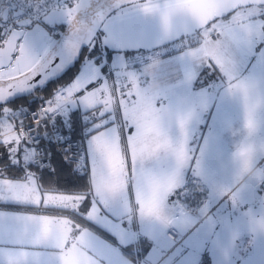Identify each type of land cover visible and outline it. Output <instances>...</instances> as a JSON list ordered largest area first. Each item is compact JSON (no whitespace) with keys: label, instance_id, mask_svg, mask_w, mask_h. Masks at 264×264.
Instances as JSON below:
<instances>
[{"label":"snow or ice","instance_id":"snow-or-ice-1","mask_svg":"<svg viewBox=\"0 0 264 264\" xmlns=\"http://www.w3.org/2000/svg\"><path fill=\"white\" fill-rule=\"evenodd\" d=\"M130 2L135 12L116 11L111 0H38L25 22L0 25V145L23 169L12 177L0 168V264H202L205 253L212 264H226L215 259L218 253L239 255L233 241L240 228L232 216L243 201L262 195L264 139L258 150L254 145L257 112L264 107L251 101L243 83H232L229 48L235 44L244 56L247 48L264 44V12L254 18L260 37L251 41L224 27L234 10L213 15L205 27L220 26L210 33L215 43L189 78L161 55L158 61L149 56L142 72L133 70L127 53L153 51L171 6ZM53 8L61 17L44 19ZM60 24L65 32L55 31ZM85 48L100 51L102 59L97 62L94 52L91 60L85 57L87 68L59 86L33 121L39 127L46 118L67 120L76 109L86 122L95 121L73 171H86L96 192L78 194L46 188L32 170L41 154L18 115L22 110L8 102L63 72ZM259 57L264 68V49ZM204 68L220 79L197 87ZM231 98L240 100L246 136L232 154L241 167L229 179L221 137L236 119ZM189 171L202 183L190 187ZM179 175L184 183L177 185ZM246 243L247 255L235 264H264V234Z\"/></svg>","mask_w":264,"mask_h":264},{"label":"rangeland","instance_id":"rangeland-1","mask_svg":"<svg viewBox=\"0 0 264 264\" xmlns=\"http://www.w3.org/2000/svg\"><path fill=\"white\" fill-rule=\"evenodd\" d=\"M191 1L196 0H155V2L160 3L161 6H173ZM250 3L260 4L262 1L230 0V7L232 10H234V12L230 17H226L224 22V27L235 30L245 41L259 39V23L258 20L254 18H258L259 14L264 12V5L248 6ZM140 4L149 5V1ZM122 9L135 12L133 5ZM58 13L61 17V13ZM219 27L220 26L217 25V29ZM217 29H209L205 27L200 32L190 37L181 39V41L172 42L171 44L161 48H154L153 51L149 52V55H153L154 57H152V59L156 61L160 59V55L164 61H168L169 57H171L177 71L180 70L182 75H185L189 78H194L199 72V66L201 63L207 62L208 56L206 53L209 52L211 46L215 43V37L210 33L216 31ZM205 37H207V39L204 41L203 39H205ZM193 40H197L198 43H193ZM182 41L186 43L189 42L191 45L189 46L188 44H184L180 46L179 42ZM261 49H264V44H261L259 48L255 49L247 48V54L241 56L237 50V46L235 44H230L229 54L232 57L234 63V68L232 70V83H243L248 91L251 101L264 107V68H261L258 63ZM162 53L165 54V56H163ZM127 55L129 56V64L136 63L140 57L143 55H148V51L141 50L139 53H127ZM85 57H87L88 60L92 59L88 53H85L82 56L80 63L77 65V73H80L82 67L87 68ZM179 57L183 58L179 59ZM151 62L152 61L150 60L148 61L149 64ZM146 65L140 63L136 65V67H133V70L142 72ZM253 65H257V67L254 68ZM171 79L175 81L176 75L173 74ZM218 79H220L218 72L209 73L208 69L204 68L200 71L196 86L203 87L205 84L217 81ZM227 83L228 82L225 81V86H227ZM187 96L189 99H195V97L190 93L187 94ZM230 103L235 113L236 119L231 128L227 129L228 132L224 133L230 146L228 149H226L227 152L226 154L224 153V158L221 161V164L225 169V174H229L234 177L241 167V161L232 154L235 151L236 144H238L246 136V131L243 128L242 107L240 100L238 98H231ZM10 108L13 109V107ZM257 120L258 126L257 132L255 134L257 144L254 145V149L256 150L259 148V140L264 139V108L258 109ZM147 147L149 150L155 147V144L151 139L148 142ZM181 176L182 175L177 176L176 180ZM247 200L249 204H246L245 200L233 212V222L238 224L240 228V230L234 234L236 239L233 241V243L237 246L235 251H237L239 255L236 256L229 252L227 260L224 261L226 264H235V262L240 257H245L247 255L244 249L249 247V244L246 243L248 238H255L264 234V195L256 200H254V198H249ZM251 214L254 216V222L249 218ZM223 252L224 251H221L217 254L215 259L218 262L222 260L221 256L223 255Z\"/></svg>","mask_w":264,"mask_h":264},{"label":"trees","instance_id":"trees-1","mask_svg":"<svg viewBox=\"0 0 264 264\" xmlns=\"http://www.w3.org/2000/svg\"><path fill=\"white\" fill-rule=\"evenodd\" d=\"M100 47L101 46L98 43L97 49H99ZM93 52L95 53L97 62H99L102 59L101 52L97 51L96 49H94ZM93 52L85 50L83 55L85 53H88L92 58ZM77 67L74 70L70 71L60 81L50 84L44 90L37 91L32 96V99H34V101L31 102V99H22L13 103L12 105L15 104L13 109H16L21 105H29L31 108H38L42 105H46L45 102L51 98L53 92L59 86L70 83L71 80L76 76ZM85 116L86 114L84 112L76 109L67 120H65L63 117L58 118L55 122V127L62 132L71 134L74 140L80 142L84 146L87 136L91 134L89 129L91 128L92 123L95 122L94 120H89L86 122ZM52 152V163L49 168L38 169L33 165L30 166L34 172L39 173L40 179L45 187L50 189L56 188L61 191L78 194L93 193L92 179L87 177V172H85V174L83 175L76 173L75 171H73V164L65 162L66 159L63 154L56 153L54 149H52ZM0 168H3L7 172V174L12 177H17L23 174V169L21 167L10 163V161L8 160V150L3 145H0ZM26 210L36 211L33 208H28ZM202 264H211V259L209 258L208 254L204 255Z\"/></svg>","mask_w":264,"mask_h":264},{"label":"water","instance_id":"water-1","mask_svg":"<svg viewBox=\"0 0 264 264\" xmlns=\"http://www.w3.org/2000/svg\"><path fill=\"white\" fill-rule=\"evenodd\" d=\"M149 0H139V3L148 2ZM259 1L264 3V0H252ZM112 5L116 6V11L121 10L122 8L133 5L130 0L126 2V0H111ZM256 4V3H255ZM230 0H196L183 4L173 5L168 9L169 12V23L166 29H162L160 36L153 41V49L156 48L157 44L167 45L172 43L182 37L190 36L195 34L197 31L205 28V25L212 18L213 15H216L221 10H229ZM232 10V9H231ZM24 15L22 10H17L13 13L14 18H19ZM60 14L58 11H51L48 16L44 17L46 20H57L59 19ZM9 11L5 10L3 13V21H8ZM28 20V18L18 20L16 23H22ZM15 23V24H16ZM58 26V25H57ZM67 30V26L63 24V29L60 32H65ZM87 50L82 49V55L77 58V60L68 66L63 72L50 77L46 80L42 85H38L31 92L24 93L22 95H17L11 98L8 102V106L13 103L22 100V99H31L30 101H34L32 96L39 90H44L50 84L55 83L63 79L70 71L74 70L77 65L80 63L84 51ZM143 50V49H142ZM146 51V50H145ZM39 79V77H37ZM229 251H224L223 255L220 257L222 260H227ZM224 257V259H223ZM212 264V260H211Z\"/></svg>","mask_w":264,"mask_h":264},{"label":"built area","instance_id":"built-area-1","mask_svg":"<svg viewBox=\"0 0 264 264\" xmlns=\"http://www.w3.org/2000/svg\"><path fill=\"white\" fill-rule=\"evenodd\" d=\"M38 4V0H0V25L4 27H9L14 25L18 20L30 18L34 15V9ZM5 10L9 11L8 21H3V13ZM17 10H22L24 15L19 18H14L13 13ZM52 10H56L53 8ZM51 10V11H52ZM50 11V12H51ZM2 31V29H0ZM56 32H60L55 29ZM156 53V52H155ZM154 57L153 55H143L136 63H130L131 66L136 67L138 64L146 65L148 64V57ZM46 107L47 105H42ZM31 108L29 105H21L16 109H21L22 112L18 113L23 119V125L26 131L31 132L32 140L34 146L37 147L41 154L42 163L38 167L33 165L38 169H46L51 166L53 152L63 154L65 159L68 158V162L74 164V160L77 154L84 147L80 142L73 139L72 135L69 133L62 132L55 127V122L61 116H56L54 118H46L41 121L39 127L34 125L33 121L36 118L35 114L39 112L40 108ZM54 120V123L52 122ZM30 147L33 145H29ZM261 167H264V159L259 163ZM86 172V171H85ZM85 172L83 174H85ZM81 175V173L76 172ZM264 187V186H263Z\"/></svg>","mask_w":264,"mask_h":264},{"label":"crops","instance_id":"crops-1","mask_svg":"<svg viewBox=\"0 0 264 264\" xmlns=\"http://www.w3.org/2000/svg\"><path fill=\"white\" fill-rule=\"evenodd\" d=\"M207 39V37H205V39H203L204 41ZM193 43H198V41L197 40H193L192 41ZM163 54V53H162ZM163 56H165V54H163ZM109 63H111V61L109 62ZM105 72H106V74L109 76V77H111V70L110 69H108V67H106L105 68V70H104ZM79 73V72H78ZM77 73V74H78ZM76 74V75H77ZM75 78V77H74ZM225 132H228L227 130L226 131H224L223 132V134H222V137H221V146H222V151H223V153H225L226 154V152H227V150L226 149H228L229 148V142L227 141V137H226V135L224 134ZM150 139L151 138H149V140L146 142V146H147V144H148V142L150 141ZM162 154V153H161ZM197 155H198V153H197ZM225 156H227V155H225ZM262 161V159H260L259 160V163ZM193 164H194V161H193ZM194 173L193 172H191V171H189L188 172V177H189V179L192 181V185H190V187H192V186H195V185H199L200 183H202V177L200 178V179H193V177H194ZM226 176L230 179L232 176L231 175H229V174H226ZM177 185H180V184H183L184 183V179H183V176H181L180 178H178L177 180H176V182H175ZM92 185H93V193H95L96 192V184H95V182L92 180ZM219 186H225L223 183L221 184V185H219ZM259 191L262 193V195H264V187L263 186H260V188H259ZM262 195H260V196H257V197H255L254 198V200H256V199H258V198H260ZM253 200V201H254ZM246 204H249L248 203V200L246 199ZM252 202V201H251ZM33 214H35V213H33ZM249 218L250 219H252L253 220V222H254V216L251 214L250 216H249ZM247 235V234H246ZM246 237V236H245ZM205 254H207V253H205Z\"/></svg>","mask_w":264,"mask_h":264},{"label":"flooded vegetation","instance_id":"flooded-vegetation-1","mask_svg":"<svg viewBox=\"0 0 264 264\" xmlns=\"http://www.w3.org/2000/svg\"><path fill=\"white\" fill-rule=\"evenodd\" d=\"M252 5H264V3H260V4H254V3H250V4H248V6H252ZM52 11H57V10H52ZM60 18V17H59ZM56 29L57 30H59V31H61L62 29H63V24H60V25H58L57 27H56ZM204 29V28H203ZM202 30V29H201ZM201 30H199V31H197L196 33H198V32H200ZM195 33V34H196ZM194 35V34H193ZM190 36H192V35H190ZM190 36H186V37H182V38H180V39H178V40H176V41H181V39H184V38H187V37H190ZM175 42V41H174ZM180 43V46H182V45H186V44H188L189 46L191 45V43H186V42H179ZM169 44H171V43H169ZM169 44H167V45H169ZM179 45V44H178ZM166 46V45H165ZM15 105V104H14ZM14 105H10V107H14Z\"/></svg>","mask_w":264,"mask_h":264}]
</instances>
